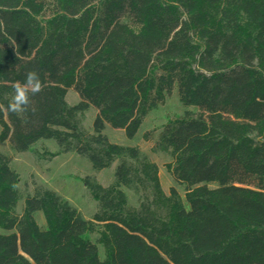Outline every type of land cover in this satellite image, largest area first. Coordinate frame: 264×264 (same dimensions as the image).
<instances>
[{"label":"trees","instance_id":"trees-1","mask_svg":"<svg viewBox=\"0 0 264 264\" xmlns=\"http://www.w3.org/2000/svg\"><path fill=\"white\" fill-rule=\"evenodd\" d=\"M33 69L43 90L25 113L0 110V145L25 154L52 142L93 173L116 167L107 189L81 180L97 205L90 222L43 189L17 217L18 177L0 154V264H264V0H0V104ZM173 93L191 111L151 153L171 160L182 203L144 154L102 135L133 141Z\"/></svg>","mask_w":264,"mask_h":264},{"label":"rangeland","instance_id":"rangeland-1","mask_svg":"<svg viewBox=\"0 0 264 264\" xmlns=\"http://www.w3.org/2000/svg\"><path fill=\"white\" fill-rule=\"evenodd\" d=\"M65 102L69 107L79 103L77 96L70 90L66 94ZM186 111L178 103L176 94L168 97L162 107L153 114L145 118L140 131L133 141H127L122 132L112 131L105 128L102 135L106 137L111 145L122 148H136L144 154L150 163L157 168V177L160 188L165 196L174 191L183 202V188L174 183L172 176L167 172V166L171 165V160L162 155L151 153L152 142L156 135L166 126L169 121L183 115ZM96 117V112L89 109L81 121V130L84 134H92V123ZM146 138V140L144 139ZM0 154L9 160L10 168L18 177V192L21 201L17 204L15 215L19 217L23 211V201L33 197L36 189L48 190L55 193L62 200L66 201L72 208L90 222L97 213V205L90 199L81 180L86 177L93 178L102 188L107 189L113 181V174L116 164L108 170L93 173L89 165L75 154L58 155V150L52 142L38 143L32 152L25 154H13L7 143L0 145ZM57 155L49 160L42 155ZM125 196L130 208H136V199L125 191ZM39 226H43V220L39 215L37 218ZM97 231H101L98 227ZM0 234H4L0 231ZM86 240L94 245L97 250L99 262L103 261V249L97 244L96 234L87 235Z\"/></svg>","mask_w":264,"mask_h":264},{"label":"clouds","instance_id":"clouds-1","mask_svg":"<svg viewBox=\"0 0 264 264\" xmlns=\"http://www.w3.org/2000/svg\"><path fill=\"white\" fill-rule=\"evenodd\" d=\"M43 90V85L36 70H29L24 81H17L14 84L11 101L5 106L0 104V110H5L12 114H21L29 110L31 97Z\"/></svg>","mask_w":264,"mask_h":264}]
</instances>
